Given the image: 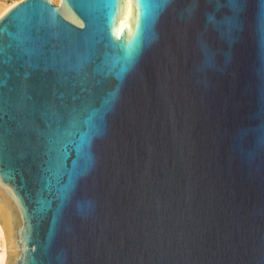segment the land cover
Wrapping results in <instances>:
<instances>
[{"label": "water", "instance_id": "1", "mask_svg": "<svg viewBox=\"0 0 264 264\" xmlns=\"http://www.w3.org/2000/svg\"><path fill=\"white\" fill-rule=\"evenodd\" d=\"M0 229L3 264H264V0L6 12Z\"/></svg>", "mask_w": 264, "mask_h": 264}, {"label": "bare ground", "instance_id": "2", "mask_svg": "<svg viewBox=\"0 0 264 264\" xmlns=\"http://www.w3.org/2000/svg\"><path fill=\"white\" fill-rule=\"evenodd\" d=\"M13 6L14 5L12 3L11 4H5V3L0 2V18L6 12H8ZM0 237H1L2 242H3V247L0 251V264H3L4 258H5V242H4V237H3L1 229H0Z\"/></svg>", "mask_w": 264, "mask_h": 264}, {"label": "snow or ice", "instance_id": "3", "mask_svg": "<svg viewBox=\"0 0 264 264\" xmlns=\"http://www.w3.org/2000/svg\"><path fill=\"white\" fill-rule=\"evenodd\" d=\"M210 19H212L211 17H210ZM130 47H131V45H130ZM93 118L94 117H89V119H88V121H87V123H88V125H89V128L91 129L92 128V125H93ZM88 142V140H87V137H85V138H82V146L84 145V144H86ZM84 158L87 160L88 159V157H87V155L85 154V156H84ZM90 162V161H89ZM74 174H78L77 173V170L74 168ZM70 189V184L69 185H64L63 187H62V189H61V195L63 196V195H65L67 192H68V190Z\"/></svg>", "mask_w": 264, "mask_h": 264}, {"label": "built area", "instance_id": "4", "mask_svg": "<svg viewBox=\"0 0 264 264\" xmlns=\"http://www.w3.org/2000/svg\"><path fill=\"white\" fill-rule=\"evenodd\" d=\"M0 1L12 3L15 6L24 0H0ZM48 1L52 2L53 4H55L57 6H59L60 2H61V0H48ZM2 247H3V242H2V239L0 237V251H1Z\"/></svg>", "mask_w": 264, "mask_h": 264}, {"label": "rangeland", "instance_id": "5", "mask_svg": "<svg viewBox=\"0 0 264 264\" xmlns=\"http://www.w3.org/2000/svg\"><path fill=\"white\" fill-rule=\"evenodd\" d=\"M0 2L5 3V4H11V3H8V2H3V1H0Z\"/></svg>", "mask_w": 264, "mask_h": 264}]
</instances>
